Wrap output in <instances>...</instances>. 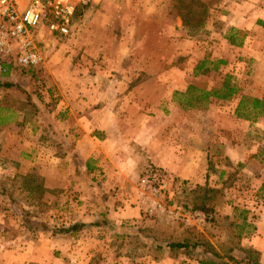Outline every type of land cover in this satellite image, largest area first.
<instances>
[{
	"label": "rangeland",
	"instance_id": "rangeland-1",
	"mask_svg": "<svg viewBox=\"0 0 264 264\" xmlns=\"http://www.w3.org/2000/svg\"><path fill=\"white\" fill-rule=\"evenodd\" d=\"M172 4V13L176 11L181 13L187 26V30L184 31L186 35L180 38L181 41L183 43L188 39L192 41L190 44L188 43L189 45L182 44L177 53L172 52L171 38L159 37L150 29L151 31H148L145 42H143L144 53L137 51L130 55L122 54L123 56L116 58L115 53L110 50L119 37L117 27L123 24L122 20L120 22L115 18H117L116 14L126 12L125 5L120 4L116 10L114 8L106 10L104 7L94 10L92 7H88V10L85 8L86 11L84 9L76 15L72 33L69 36L49 40V44L43 51L44 61L40 66L35 67L33 73L15 68L10 74L2 77L3 79L0 81L7 80L13 82L14 85L0 88V118L1 120L12 119L14 124L8 127L10 128L9 132L16 133L28 144L26 147L20 148L19 151L20 159L24 158L28 162L26 166L22 167L24 173L20 174H27L31 177L19 175L22 178L16 179L17 171L11 167L20 168L14 159L15 155H13L17 154V151H12L13 154L5 155L6 157L0 159V167L3 166L0 168V190L3 189L5 192L4 196L0 194V247L22 250L20 253L24 254V258L34 251L44 253L41 243L51 237L59 240L58 234H53L52 231L67 227L65 225L69 224L68 220L71 215L66 214V209L81 201L79 193L75 190V182L60 178V174L71 175L84 172L83 162L74 156L68 157L69 150L67 151L65 146H69V144L61 145L58 137L62 111L57 106V99L60 98V92H68V89L70 90L72 87L67 83L66 77L63 78L65 72H74L72 69H75V73L80 76L85 73L86 76L93 75L100 78L99 86H94L98 92L97 98L99 100L103 98V102L110 108L115 106V100L120 96L123 97L121 101H118L121 103L119 104L121 112L129 106H137V102L131 101L129 94H133V100L137 99L140 94H145L147 97L145 112L147 125L154 130L163 127L164 131L161 134L165 145L171 146L174 145L173 142L179 141L180 149L187 152L190 145L192 150L196 151L197 156H199V146L206 147L204 149L207 155L205 159L206 183L208 188L216 192L210 193L215 196L211 210H196L207 215L204 223L181 217L172 218L164 211H155L149 214L145 213L137 203L136 185L140 173L134 181L136 203H132V205L138 207L147 223L140 226L135 223L134 227L127 229L126 232L123 229L119 231L114 228L109 230L88 229L89 234L99 240L109 238V247L114 252L129 251L134 260L139 262V260L143 261L146 252L150 259L153 257L152 250L131 241L127 235L139 227L155 226L159 230L164 229L167 232H178L186 227L194 228L205 234L217 248L239 243L241 238H245L253 231L252 222L257 216L255 212H258L260 206L256 200H261L264 203V190H261V193L257 191L259 182L264 180V118H258L255 121L241 119L236 117L234 110L241 95L261 97L264 94V88L262 85L255 84L251 65L247 61H243L242 55L236 54L235 61L229 62L213 53L214 46L223 48V44L219 43V37H214L211 32L210 34L205 32L204 27L208 22L204 21V17L210 15L212 21L214 20L211 21V24L215 25L217 23L215 20L219 18L216 11L211 13L210 8L201 3V0H173ZM111 13H113V17L109 16ZM84 15H87L89 19L87 20L86 17V20L82 19ZM98 16L100 20L94 21L93 18ZM102 18H104L103 21H101ZM152 21H147L148 29L156 27V23H160ZM109 24L112 26L110 27ZM193 30L197 37H187L188 32H193ZM128 56L131 58L129 59ZM177 58L180 65L179 70L175 69ZM118 60L128 63L125 67L136 60L145 61L148 66L145 71L147 77L151 78L158 74L161 77L162 85H155L148 81L146 86L132 93V91L129 92L126 84L120 85L119 91H116L117 87L112 90L110 85L101 84L102 80L116 72L110 68ZM173 60L175 61L172 63ZM218 60H224L226 63L219 64L218 69L214 70ZM163 62H166L167 67H161ZM227 75L230 76V82L239 89L232 99L224 101L212 98L205 108L194 107L186 110L185 113L178 114L179 110H182L180 103L186 96L182 94L189 84L211 90L219 88ZM31 92L34 94L36 92L39 96L38 100L42 107H39V102L35 100V95H31ZM99 93H101L100 96ZM190 93L194 96L198 94L196 91ZM160 94H163V100L157 104ZM82 99L85 100L86 96H83ZM99 102L102 100L96 102L100 107L101 103ZM126 113L131 114L129 110H126ZM134 121L135 124L138 123L135 118L133 123ZM178 121L184 125L181 132L174 130ZM186 131H190L193 135ZM195 133L196 146L193 145V140L188 145V136L193 138ZM156 134L159 135L154 131L151 135L155 136ZM157 139L158 137L155 138V140ZM227 150H229L228 154L225 153ZM7 153L9 152L7 151ZM162 153L166 161L172 158L170 149L165 148ZM196 160L198 161L199 157ZM249 161H253L251 165H248ZM92 163L98 170L101 169L98 159ZM158 168L164 176L171 177L175 184H182L181 192L172 198L166 197L163 203L167 206H173V203L181 205L178 202V197L183 191V185L193 188L198 184L188 179L183 180L175 177L165 167ZM255 172L259 173V178H255ZM43 174L49 176L48 181H44ZM102 174L103 172L100 173V175ZM97 184L99 186L101 182ZM26 199H29L30 203L26 202ZM19 206L28 210L35 221L50 226L51 230L38 228L35 233L27 231L18 216L19 214L16 213V208ZM181 207L185 211L188 210L182 205ZM78 231L74 233L83 232L82 230ZM180 256L185 255L181 254ZM189 259L199 260L198 258ZM148 260L145 259V264H150ZM2 262L9 264L6 258H3Z\"/></svg>",
	"mask_w": 264,
	"mask_h": 264
},
{
	"label": "crops",
	"instance_id": "crops-1",
	"mask_svg": "<svg viewBox=\"0 0 264 264\" xmlns=\"http://www.w3.org/2000/svg\"><path fill=\"white\" fill-rule=\"evenodd\" d=\"M122 3L125 5L126 12L116 14L117 18L115 19L120 22L122 20L123 25L117 27L119 37L110 50L115 53L116 58L123 56L122 54L130 55L137 51L144 53L143 42H145L148 31L151 30L159 37L171 38L172 52L177 53L182 44L189 45L192 42L191 39H188L183 43L180 39L186 35L184 31L187 30V26L181 13L178 11L172 13L173 0H96L92 9L104 7L106 10L111 8L116 10ZM201 3L210 8L211 13L216 11L219 17L215 20L217 22L215 25L211 24L212 17L210 15L204 17V21L208 22L204 27L205 32L207 31L209 34L211 32L214 37H219V43L223 44V48L214 46L213 53L229 62L235 61L236 54L242 55L243 61H247L251 65L255 84L262 85L264 88V26L262 25L264 24V0H201ZM109 16L113 17V13ZM82 17L85 20L86 18L89 19L87 15ZM93 19L94 21L100 20V17ZM103 20L104 18L101 19V21ZM151 20L160 23H156V27L153 26L154 28L148 29L147 21ZM187 37H197L195 30L188 32ZM128 57L131 58V56ZM175 62H177L175 69L179 70L178 58ZM126 65L128 63L121 60L114 63L110 69L116 72L113 74L110 72L111 76L102 80L101 84L110 85L112 90L117 87L116 91H119L120 85L126 84L129 92L132 91V93L146 86L148 81L155 85H162L161 77L158 74L151 78L147 77L145 71L148 66L145 61L136 60V62H131L128 67H125ZM161 65V67H167L166 62ZM72 70L74 72H65L63 76V78L66 77L67 83L71 84L72 87L70 90L68 89V92H60V98L57 99V106L62 111L58 137L61 145L69 144V146H65L66 150H69L67 152L68 157L74 156L83 162L84 172L71 175L60 174V178L69 182L74 181L75 190L81 199L75 206L66 209V214H70L71 218L69 217V224L65 226L81 223L83 224L81 229L83 232L80 230L78 231L81 232L80 234H60L58 235L59 240L52 239L49 235L51 239H45L41 243L44 253L34 251L32 254H28L27 258H24V254L20 253L22 250L0 247V264H3V258H6L9 264H145V259L146 261L150 259L147 252L143 256V261L139 260L138 262V260H134L129 251L114 252L109 247V238L99 240V238L89 234L88 229L109 230L114 228L119 231L123 229L126 232L127 229L134 227L135 223L137 226L147 223L138 207L132 203H136L134 181L141 171L150 164L165 167L177 178L188 179L201 186L207 184L205 174L207 155L204 150L206 147L199 146V156H197L196 151L192 150L189 144L193 140V145L196 146L194 141V138L197 141L196 133L193 138L188 136L189 149L187 152L180 149L179 141L173 142L174 145L171 146L165 145L161 134L164 131L163 127L154 130L147 125L145 113L147 97L145 94H140L134 100L132 99L133 94H129L131 101L137 102L136 107L132 105L126 108L131 114L126 113V110L121 112L119 109L121 103L118 101L123 98L121 96L114 101L115 106L111 108L103 102V98H100L103 103L99 102L101 103L99 107L96 102L100 100L97 98L98 92L94 86H99L100 78L93 75L86 76L85 73L80 76V74L75 73V69ZM135 70H137L136 73ZM60 83L63 84L62 81ZM83 96H86L85 100L87 101L82 99ZM162 100L163 94H160L157 98V104H160ZM185 111L182 108L178 114L185 113ZM134 118L138 120L137 124L135 121L133 123ZM11 120H1L0 118V159L13 154L12 151H17V154L13 155H15L14 159L20 168L11 167L17 171L16 179L22 178L19 175L30 178V175L20 174L24 173L22 167L26 166L28 162L24 158L20 159L19 151L20 148L22 149L28 144L16 133L9 132L10 128L8 127L14 124V121ZM6 125L8 126L6 127ZM183 129L184 125L178 121L174 130L181 132ZM154 131L159 135H151ZM186 132L190 133V131ZM156 137H158L157 140H155ZM176 145L178 146L176 147ZM165 148L172 152V158L168 161L164 159L162 153ZM194 149L197 150V148ZM225 153L228 154L229 150ZM198 157L199 160L197 161L196 158ZM97 159L99 160V167H101L99 170L92 163ZM252 162L249 161L248 165H251ZM102 172L103 174L100 175ZM5 176L7 177L6 174ZM42 176L44 181H48V175L43 174ZM255 178H259V173L255 172ZM99 182L101 184L98 186L97 183ZM263 184L264 180L258 184L257 191L260 193ZM75 196L78 197V195ZM256 203H259L260 206L258 212H255L257 216L252 222L253 231L247 234L245 238H241L239 244L258 251V264H264V203L261 200H256ZM152 255L153 257L148 260L150 264H201L198 260H191L189 257L180 255L176 258L155 257L153 253Z\"/></svg>",
	"mask_w": 264,
	"mask_h": 264
},
{
	"label": "built area",
	"instance_id": "built-area-1",
	"mask_svg": "<svg viewBox=\"0 0 264 264\" xmlns=\"http://www.w3.org/2000/svg\"><path fill=\"white\" fill-rule=\"evenodd\" d=\"M95 1L0 0V80L15 68L40 66L49 40L69 36L76 15L92 7ZM181 185L164 176L157 166L148 165L137 181V203L145 213L164 211L172 218L204 223L207 215L203 212L185 211L176 203L173 206L163 203L166 197L180 193Z\"/></svg>",
	"mask_w": 264,
	"mask_h": 264
},
{
	"label": "trees",
	"instance_id": "trees-1",
	"mask_svg": "<svg viewBox=\"0 0 264 264\" xmlns=\"http://www.w3.org/2000/svg\"><path fill=\"white\" fill-rule=\"evenodd\" d=\"M262 25L264 26V24ZM225 63L224 60H218L214 66V70L218 69L219 64ZM20 70L33 73L35 67L21 68ZM12 85H14L13 82L7 80L0 81V88H8ZM238 90V87L230 82V76L228 75L219 88L211 90H205L193 84H189L182 94L186 96L182 99L180 106L185 110L194 107L205 108L207 103L210 102V99L230 100L237 94ZM191 91H196L198 94L194 96L190 93ZM32 94L35 95V100L39 102V107H42L36 92L35 94L31 92V95ZM234 112L236 117L249 121L264 118V94L261 97L241 95ZM261 190H264V184ZM210 193L214 194L216 192L208 188L207 184L202 186L197 185L193 188H189L184 184L183 191L178 197V202L188 210L208 211L212 209L213 203L215 202V196L210 195ZM0 194L4 196L5 192L3 189L0 190ZM26 202L30 203V200L26 199ZM16 213L19 214L18 216L23 226L30 233H35L38 228L51 230V227L47 224L35 221V219L30 216L29 211L20 206L16 208ZM82 228L83 224L75 223L64 228H58L52 231V233L56 235L74 233ZM127 235L131 241L137 242L141 246L152 250L155 257L168 256L176 258L183 254L189 258H198L201 264L259 263V253L255 249L243 247L239 243L228 244L227 246L223 245L217 248L205 234L194 228L186 227L178 232H167L164 229L159 230L155 226H145L136 228V230L131 233L129 232Z\"/></svg>",
	"mask_w": 264,
	"mask_h": 264
}]
</instances>
